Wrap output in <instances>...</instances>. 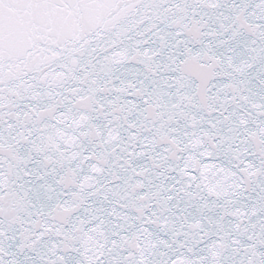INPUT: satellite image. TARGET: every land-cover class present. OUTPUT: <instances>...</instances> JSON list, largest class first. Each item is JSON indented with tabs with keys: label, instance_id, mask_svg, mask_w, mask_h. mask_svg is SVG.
Returning a JSON list of instances; mask_svg holds the SVG:
<instances>
[{
	"label": "snow or ice",
	"instance_id": "6c2138e0",
	"mask_svg": "<svg viewBox=\"0 0 264 264\" xmlns=\"http://www.w3.org/2000/svg\"><path fill=\"white\" fill-rule=\"evenodd\" d=\"M0 264H264V0H0Z\"/></svg>",
	"mask_w": 264,
	"mask_h": 264
}]
</instances>
